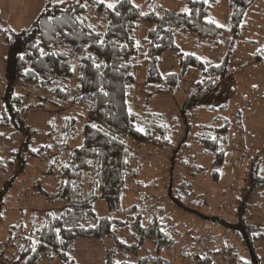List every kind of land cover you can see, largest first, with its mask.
Segmentation results:
<instances>
[{
	"label": "rangeland",
	"instance_id": "rangeland-1",
	"mask_svg": "<svg viewBox=\"0 0 264 264\" xmlns=\"http://www.w3.org/2000/svg\"><path fill=\"white\" fill-rule=\"evenodd\" d=\"M47 1L0 0V111L9 81L7 37L12 32L30 29ZM97 1L114 4L118 0ZM131 1L144 12L154 6L152 0ZM155 4L176 12L186 9L184 0H155ZM231 15L229 0H218L209 18L225 28L218 44L204 42L192 34L176 36V45L185 55H195L208 66L225 68L217 90L198 103L195 101L193 107L188 99L202 73L196 68L183 70L174 51L162 54L158 69L163 76L177 74L180 86L176 91L151 87L147 85L146 68L134 70L130 104L139 116L137 128L143 130L148 116L158 115L168 129L170 144L158 147L129 140L132 166L140 172L138 178L130 181L120 210L111 212L104 200L94 206L98 217L123 221L132 206L144 210V223L157 214L174 232V247L161 255L168 264H264V60L255 59L257 54L264 58V0H257L247 9L238 37L230 32ZM84 16L94 24L103 20L91 8ZM147 27L141 23L136 33L140 46ZM142 59L140 55L135 61ZM25 89L16 86V91L28 97V101L40 102L37 93ZM83 112L84 109L74 106L36 109L25 117L23 124L37 130L39 134L34 135L32 143L39 148L50 144L47 132H52L64 119ZM82 125L80 120L78 138L72 148L81 143ZM225 125L229 128L223 142L224 163L215 167L214 156L204 152L199 136L204 127L218 129ZM13 128L0 130V243L3 244L12 230L17 236L16 243H20L22 237L31 236L33 228L64 208L57 198V168L51 167L56 152L28 158L24 173L12 180L19 172V161L11 153L24 139ZM66 153L64 150V158L68 157ZM11 161L16 164L13 166ZM214 171L219 173L217 180ZM92 178V174L85 178V188H94ZM118 236L128 246L137 242L129 231ZM113 243L79 240L73 259L76 264H105ZM5 249L7 255L9 250L13 251L11 245ZM152 255L155 249L145 241L138 254L125 257L120 253L117 259L135 262ZM41 264L63 263L56 259Z\"/></svg>",
	"mask_w": 264,
	"mask_h": 264
},
{
	"label": "trees",
	"instance_id": "trees-1",
	"mask_svg": "<svg viewBox=\"0 0 264 264\" xmlns=\"http://www.w3.org/2000/svg\"><path fill=\"white\" fill-rule=\"evenodd\" d=\"M152 1V9L144 12L131 0H118L115 8L97 0H63L62 3L48 0L30 29L12 32L7 37L9 81L2 97L0 130L14 126L24 136L11 153L19 161V172L12 180L24 173L28 158L56 152L51 167L57 168V198L64 208L33 228L31 236L22 237L20 243H16L17 236L10 231L5 243H0V264H41L56 259L63 264H76L72 255L76 242L82 239L114 242L105 264H168L161 255L174 247V232L157 214L144 223V210L132 206L123 221L98 217L94 206L104 200L111 212L120 210L130 181L138 178L140 172L132 166L129 140L158 147L170 144L168 129L158 115H149L143 130L137 128L139 116L130 104L134 95L131 96L134 70L145 67L147 85L176 91L180 86L177 74L163 76L158 69L162 54L174 51L183 70L196 68L202 73L188 99L193 107L195 101L198 103L217 90L225 68L208 66L195 55H185L176 45V36L192 34L204 42L218 44L225 28L209 23L218 0H184L186 9L181 12ZM256 1L229 0L230 32L234 36L238 37L245 13ZM88 8L103 17L101 23L94 24L84 16ZM141 23L148 25L143 46L136 39ZM140 55L142 61H135ZM255 59L264 60L259 54ZM18 85L37 93L40 102L28 101V97L16 91ZM67 106L84 112L64 119L46 133L51 138L50 144L35 148L32 140L39 133L23 124L25 117L36 109ZM80 120L83 121L81 143L72 148L71 144L78 138ZM228 128V125L218 129L204 127L199 136L204 152L214 156L215 167L224 163L223 142ZM91 174L94 188L87 189L84 180ZM213 176L217 180L218 171ZM124 231L134 235L137 242L128 246L120 240L118 235ZM145 241L154 247L155 255L135 262L118 261L120 253L125 257L138 254ZM9 245L13 251L9 250L7 255L5 248Z\"/></svg>",
	"mask_w": 264,
	"mask_h": 264
},
{
	"label": "snow or ice",
	"instance_id": "snow-or-ice-1",
	"mask_svg": "<svg viewBox=\"0 0 264 264\" xmlns=\"http://www.w3.org/2000/svg\"><path fill=\"white\" fill-rule=\"evenodd\" d=\"M58 2H59V3H62L63 0H58ZM107 7H109V8H115V5L110 3V4L107 5ZM209 23H214V21H209ZM218 26H219V25H218Z\"/></svg>",
	"mask_w": 264,
	"mask_h": 264
}]
</instances>
